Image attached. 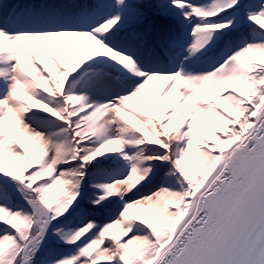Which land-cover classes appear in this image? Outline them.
Returning <instances> with one entry per match:
<instances>
[{"label": "snow or ice", "instance_id": "snow-or-ice-1", "mask_svg": "<svg viewBox=\"0 0 264 264\" xmlns=\"http://www.w3.org/2000/svg\"><path fill=\"white\" fill-rule=\"evenodd\" d=\"M0 264H264V0H0Z\"/></svg>", "mask_w": 264, "mask_h": 264}]
</instances>
